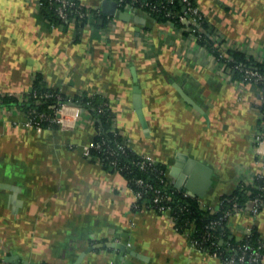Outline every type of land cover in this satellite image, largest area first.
<instances>
[{"label": "crops", "instance_id": "0c3cea01", "mask_svg": "<svg viewBox=\"0 0 264 264\" xmlns=\"http://www.w3.org/2000/svg\"><path fill=\"white\" fill-rule=\"evenodd\" d=\"M195 1L215 35L264 55V0ZM42 7L0 0V94L25 95L37 74L65 95L98 94L132 150L163 164L174 187L195 160L186 176L214 211L242 180L264 178L260 89L223 79L195 37L141 10L78 27L48 22ZM75 109L67 108L71 118ZM90 116L80 109L73 126L35 129L22 109L0 108V264H224L192 246L171 214L135 209L126 177L84 155L97 133ZM198 162L210 168L209 182ZM230 224L233 236L256 227L264 241V208Z\"/></svg>", "mask_w": 264, "mask_h": 264}, {"label": "built area", "instance_id": "2783aa9c", "mask_svg": "<svg viewBox=\"0 0 264 264\" xmlns=\"http://www.w3.org/2000/svg\"><path fill=\"white\" fill-rule=\"evenodd\" d=\"M51 1V0H50ZM56 2V12L60 19L64 22H82L84 19L89 20L93 13L90 9L92 7L83 4L82 2H77L75 0H52ZM103 2V0H101ZM102 2L100 5H96L93 9L97 12H104L102 10ZM118 9H129V10H141L146 11L148 13H153L156 11H161L164 13V16L168 19L167 22L176 24L177 22L180 23L179 29L182 32H188L187 35L193 36L199 40L201 39V36L204 32L203 25L206 20L204 14L200 10L199 6L197 5L195 0H115ZM39 3L42 5L43 1L39 0ZM181 6L182 9H177V6ZM105 13V12H104ZM197 32V33H196ZM210 38L214 42V49L217 47V50H219L218 54L216 55L213 51H209V49L202 45L203 47L207 48L208 51L212 54L213 58L216 60L218 66H219V73L220 76L225 79L226 81H233L235 83H238L242 86L245 84H255L259 86L260 89V98H261V104L264 101V90L262 88V85H264V71L261 70V68L256 65V62L263 63L264 62V55H259L258 53H248L244 51L240 46L233 45L229 42H227L224 38L217 36V35H210ZM228 50H236L240 52H244L246 54V59L248 62L244 61H237L232 55L228 54ZM240 73V77L235 76V73ZM27 96H33L35 98L40 99H48L53 96L52 91L50 90H42L38 91L36 89H31L25 94ZM20 99H24L26 97L18 96ZM260 104V105H261ZM76 107L75 113H73V118L70 117L69 112L67 111L68 107ZM48 109L50 111H32V112H25L23 111L25 115L24 125L29 128H35V129H42V128H53L54 125H74V120L78 116V113L80 109H83L91 114L89 109L80 106L78 104H75L71 101H64L57 104L51 103L48 106ZM76 116V117H75ZM91 119L94 121V118L91 114ZM261 118H264V113L261 110ZM114 125L116 126V120L114 118ZM261 128L260 131L263 132ZM262 134L261 132L257 133V140H261ZM118 150H125L126 143H119ZM92 149L97 150H104V153L106 154V159L109 160L111 166L116 169L118 172H120V163L117 159L113 157V155L116 152V150L110 146H107L105 148V141H91L88 145H85L83 148L84 155L87 158L92 157ZM112 156V157H111ZM135 164L142 170H147V172H157L161 177L160 181L164 182V176H166V172H164L161 167L159 166L160 163H157L156 161L152 160L151 158L147 156H140ZM134 182V185H136L137 189H134V193L136 197H143L145 195L151 196L148 201L147 205L145 206H151L155 209H158L162 212L171 213L172 205L171 203H167L170 201L171 197L167 196L163 193L162 187H156L151 182L145 181L143 178H136L132 180ZM253 180L244 181L247 184H251ZM187 194L191 195L188 191H186ZM249 194L251 191L248 192ZM228 201H231V206L223 212V214L220 217L213 218L209 221L208 224L204 227V234L203 238L204 241L209 240L210 238H213V230H217L220 226L224 224V227L227 225L229 229L232 231L231 224H230V218H232L233 215L239 214L243 210H250L252 213L256 214L258 213L262 208H264V198L257 196L254 198H251L247 201L245 206H240L236 200L229 199ZM224 199L221 200L219 203L220 206L223 204ZM200 208L210 212V214H215L217 211L212 210L209 206L205 205L203 202H200ZM134 207L138 208L139 206L137 204H134ZM248 207V208H247ZM247 208V209H246ZM173 218V217H172ZM174 220V218H173ZM226 222V223H225ZM175 228L179 230L176 227V221ZM189 230L186 232L190 236V241L192 246H194L196 249L200 251H206L211 256L215 258L220 259L219 252L215 249L214 251L210 252L208 249V244L204 246V241H199V239L196 237V235H192L193 233L197 232L198 229L196 228V222L195 220H191L189 222ZM252 228L248 229V232L243 236L247 237L251 233ZM233 232V231H232ZM242 237V238H243ZM215 241H212L210 244V247L215 246ZM206 248V249H205ZM264 243H260L259 246L253 247L251 245H243L240 246L239 249L242 251L239 253L238 251L234 253L233 257L228 258L225 260L226 264H257L259 261L264 260Z\"/></svg>", "mask_w": 264, "mask_h": 264}, {"label": "trees", "instance_id": "16d2710c", "mask_svg": "<svg viewBox=\"0 0 264 264\" xmlns=\"http://www.w3.org/2000/svg\"><path fill=\"white\" fill-rule=\"evenodd\" d=\"M43 7L41 10V16L47 20L48 22L61 24V25H69L71 22H64L60 19L56 12V2L50 0H42ZM80 2L79 0H75ZM177 9H182L181 6H177ZM93 13L91 17L92 21L95 19V23L99 26H103L106 24L108 20V14L104 12H97L93 9H90ZM203 13V12H202ZM156 19L168 21V19L164 16V13L161 11L151 12ZM205 16V15H204ZM206 18V17H205ZM90 20L84 19L82 22H75L78 27L83 26L84 24L88 23ZM178 28L180 27V23H176ZM204 32L199 40L201 45H205L209 51H213L214 42L210 38V35H214V29L209 27L208 20L206 18L204 25H203ZM188 34V32H184ZM197 33V32H196ZM216 55L218 54L219 50L217 47L213 51ZM228 54L232 55L237 61H244L248 62L246 59V54L244 52L236 51V50H228ZM261 70L264 71V62H256ZM235 76L240 77V73L236 72ZM258 88L259 86L256 85ZM32 88L38 91L42 90H50L53 93V96L48 99H40L35 98L33 96L24 95V99H20L19 97L13 94H0V108H11V107H18L27 113L32 111L42 112V111H50L48 106L51 103L57 104L64 101H71L75 104L83 106L91 112L94 118V124L97 128V133L93 140L95 141H105V148L110 146L116 150L117 153L113 155L115 159L119 161L120 165V173H122L126 179L128 180L129 185L132 189H137L136 185H134L133 179L136 178H143L146 182H151L156 187H162L163 193L167 196H170L171 199L167 203H171L172 210L171 216L176 221V227L181 232H187L189 230V222L191 220H195L198 231L193 233L192 235H196L199 241H204L203 234H204V227L209 221L213 218L220 217L224 211H226L229 206H231V201L229 199H234L240 206H245L247 201L251 198L260 196L264 198V178L262 176H254L253 181L251 184H247L242 180L239 182L238 186L231 194L223 196L224 199L223 204L220 206L218 211L215 214H210V212L205 211L200 208L199 204V197L196 195H189L185 190H179L174 185L168 181L167 177L164 176V182L160 181V175L157 172H147V170L140 169L136 164V160L141 156L136 154L132 148L128 145L126 140L123 138L121 133L118 131V127H115L114 118L115 114L110 107V103L107 99L100 97L98 94H92L89 92L79 93L75 96L65 95L62 93L58 88L50 87L46 84L44 77L37 74L33 80ZM264 90V85H262ZM262 112L264 113V101L260 105ZM261 122L264 124V118L261 119ZM55 126V125H54ZM119 143H126L125 150H118ZM92 157L99 158L100 162H102L103 166L108 169H114L109 160L106 159V154L104 150H97L92 149ZM91 157V158H92ZM112 157V156H111ZM161 169L165 172V166L163 164L159 165ZM117 171V170H116ZM251 191L249 194L248 192ZM151 196H143L136 198L135 204L139 207L135 209H139L145 205H147V201ZM226 223V222H225ZM213 238H210L207 241H204L205 244H208V249L210 252L214 251L215 249L219 252L220 260L225 263V260L228 258L233 257L234 253L237 251L241 253L242 251L239 249L240 246L243 245H251L253 247L259 246L260 243H264L263 239L260 237L259 232L257 231L256 227H252L251 233L247 237L237 238L233 236L232 231L224 224L220 226L217 230H213ZM212 241H215L216 245L210 247ZM206 249V248H205ZM264 252V248H263ZM263 260L259 261L257 264H262Z\"/></svg>", "mask_w": 264, "mask_h": 264}, {"label": "water", "instance_id": "95a60500", "mask_svg": "<svg viewBox=\"0 0 264 264\" xmlns=\"http://www.w3.org/2000/svg\"><path fill=\"white\" fill-rule=\"evenodd\" d=\"M102 10L107 13V14H116L119 13L121 16H127V14L124 11H121L120 9H118L117 4L115 2V0H103L102 2ZM183 98L189 102L190 104H192L193 106L199 107L191 98H189V96H187L185 93H182ZM135 106L138 110V113L140 115L141 120L144 122V117L142 114V109H141V97L139 95H137L135 97ZM193 163H195L194 159H190L184 166L183 168V172L178 176L176 182H175V187L177 188H181V187H187L188 189H190L191 191H189V193L191 195H196V196H203V193L200 192L194 184H192V182L188 181L189 179L187 178V174L189 173L191 167L193 166ZM198 166H200L203 170H204V174L206 175V180L207 182L210 181L209 179V174H210V168H208L205 165H202L200 162L197 163ZM117 248H120L121 250H127V251H131L129 250V248H127V246L123 243H118V244H114Z\"/></svg>", "mask_w": 264, "mask_h": 264}]
</instances>
